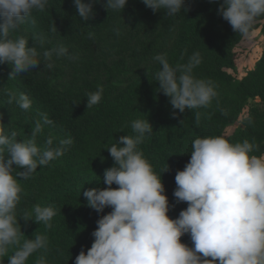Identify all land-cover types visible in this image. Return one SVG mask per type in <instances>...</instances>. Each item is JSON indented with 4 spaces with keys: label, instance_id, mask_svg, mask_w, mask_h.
Wrapping results in <instances>:
<instances>
[{
    "label": "trees",
    "instance_id": "16d2710c",
    "mask_svg": "<svg viewBox=\"0 0 264 264\" xmlns=\"http://www.w3.org/2000/svg\"><path fill=\"white\" fill-rule=\"evenodd\" d=\"M105 3H95L94 18L83 21L73 0H50L44 12L34 13L35 24L27 22L13 33L27 36L29 46L35 43L40 51L66 46L69 55L54 56L52 69L42 61L36 69L9 79L11 66L0 64V127L17 131L18 139L27 138L35 121L46 113L53 124L45 125L38 144L42 145L49 135L55 137L54 143L69 136L74 141L63 156L38 166L30 179L18 177L22 187L18 216L37 203L51 204L56 209L50 229L34 220L18 218L25 239L35 234L48 236L49 264H75L81 249L86 252L91 247L96 221L111 208L98 213L87 205L83 192L107 187L104 171L114 164L107 147L120 136L132 134V120L148 119L153 127L140 149L154 170L162 173L165 194L169 204L174 205L168 213L172 218L187 207L184 202L176 203L174 178L190 160L191 145L197 136L220 135L231 142L255 139L260 152H264V49L242 77L229 72L234 66L236 46L244 35L234 32L218 14L222 0H185L187 11L182 9L174 17L165 15L163 9L154 13L142 0H128L121 13L108 11ZM263 20L264 16L258 17L253 29ZM115 25L120 26L122 35L112 31ZM53 26L56 32L50 31ZM33 37L38 39L33 41ZM194 51L202 56L194 74L212 80L217 97L207 108H186L181 113L159 91L155 80L159 65L151 58L166 53L169 63L175 65L186 62ZM98 86L104 89L103 98L87 108L86 93ZM5 88L28 95L30 110L7 104ZM230 127L232 131H227ZM181 241L191 246L188 234ZM39 254H33L27 264H34ZM3 264H8L7 257Z\"/></svg>",
    "mask_w": 264,
    "mask_h": 264
},
{
    "label": "clouds",
    "instance_id": "9594fccd",
    "mask_svg": "<svg viewBox=\"0 0 264 264\" xmlns=\"http://www.w3.org/2000/svg\"><path fill=\"white\" fill-rule=\"evenodd\" d=\"M98 2L73 0L83 21L94 18V4ZM142 2L154 13L163 9L168 17L176 16L182 9L187 11L185 0ZM49 3L50 0H0V64L11 66L9 79L36 69L42 61L52 69L54 56L69 55L64 45L40 51L35 43L29 46L27 36L13 35L25 23L35 24L34 13L44 12ZM127 3L128 0H106L104 7L121 13ZM217 12L234 32L247 36L256 19L264 16V0H222ZM50 31L56 32V26ZM112 31L122 35L119 25L113 26ZM40 45L43 47V41ZM151 59L159 65L155 73L158 89L169 98L173 109L182 113L186 108H207L217 97L216 84L194 74L202 63L199 51L175 65L169 63L166 53ZM103 91L98 86L86 93L87 108L101 102ZM3 93L7 104L30 110L32 102L25 93L17 94L7 88ZM199 116L197 111V124ZM51 124L53 121L43 114L42 119L35 121L31 134L23 139H18L17 131L0 127V264L5 257L8 264H27L35 253L40 254L34 264H49L48 236L35 234L25 239L18 218L25 222L34 220L50 229L57 214L55 207L37 203L19 216L17 207L22 193L18 179H30L38 166L63 156L74 144L71 136L54 143L51 135L42 145L38 144L45 125ZM130 127L132 134L120 136L107 147L114 161L104 171L107 187L83 192L89 207L98 213L106 207L111 211L96 221L91 247L86 252L81 249L75 264H264V152H260L255 139L231 142L220 135L197 136L191 145L190 160L174 178L176 203L184 202L187 207L172 218L168 213L174 205L169 204L165 194L162 173L154 170L140 149L153 127L148 119L141 118L132 120ZM185 234L190 236L191 246L181 241Z\"/></svg>",
    "mask_w": 264,
    "mask_h": 264
},
{
    "label": "rangeland",
    "instance_id": "374dc122",
    "mask_svg": "<svg viewBox=\"0 0 264 264\" xmlns=\"http://www.w3.org/2000/svg\"><path fill=\"white\" fill-rule=\"evenodd\" d=\"M264 49V20L258 23L249 35L244 36L237 44L234 56V66L229 72L237 78L242 77L251 69L261 51ZM233 127L227 129L232 131Z\"/></svg>",
    "mask_w": 264,
    "mask_h": 264
}]
</instances>
